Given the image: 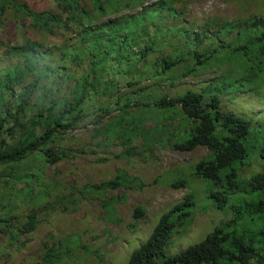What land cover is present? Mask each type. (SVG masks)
I'll return each instance as SVG.
<instances>
[{
	"label": "trees",
	"instance_id": "16d2710c",
	"mask_svg": "<svg viewBox=\"0 0 264 264\" xmlns=\"http://www.w3.org/2000/svg\"><path fill=\"white\" fill-rule=\"evenodd\" d=\"M54 1L58 12L35 11L19 0H0V22L11 5L34 27L51 35H56V28L65 29L75 23L79 42L61 47L63 66L56 75L71 77L67 70L76 62L88 60L90 67L70 91L51 97L52 89H44L37 95L41 81L52 74L40 66L47 56L39 48L43 44L28 39L23 45L9 47L6 54L19 61L0 71V182L3 180L8 186L28 177L27 188L33 194L29 184L38 179L37 175H20L16 170L36 153L46 162L68 157V149L56 150L50 144L59 135L78 128L88 116L94 117V137L103 138L100 145L107 148L110 140L121 139L125 148L119 156L123 158L135 156L139 147L132 143L139 137L144 138V150L153 149L156 143L181 151L205 147L210 153L194 164V175L212 183L210 197L215 206L229 211L232 217L215 226L201 241L173 253L170 248L175 238L194 220L195 197L189 193L160 216L151 235L132 252L126 264H264V170L249 179H242L238 171L250 156L264 160V124L257 128L250 118L222 107V95L233 87L240 89L249 83L258 89L264 85V6L246 18L209 20L208 28H215L213 32L204 29L194 35L184 25L163 27L160 9L99 23L102 16L134 5L135 0H91L96 14L81 0ZM87 42L92 44L86 49ZM168 47L172 50L165 54L163 50ZM162 51L155 61L146 59ZM232 59L240 61L237 66L244 76L236 78L227 70L200 91L189 88L170 96L158 88H139L136 98L116 93L118 78L151 73L173 84L184 76L201 74L213 67L219 69ZM109 101L122 113L106 123L111 112ZM132 106L139 111L133 112ZM152 116L157 119V126L146 128L144 124ZM177 119L179 122L174 125ZM183 132L184 136H180ZM171 184L185 186L187 180L176 179ZM144 186L140 177L119 170L112 179L75 190L81 197H102L107 214H115L117 203L125 196L109 197L110 190H138ZM47 189L45 185L38 194L48 196ZM145 212L144 207L137 206L133 216L137 219ZM38 223L35 211L24 217H0V234L8 233L14 244L22 234L34 231ZM42 258L43 264H58L62 252L46 243Z\"/></svg>",
	"mask_w": 264,
	"mask_h": 264
},
{
	"label": "rangeland",
	"instance_id": "374dc122",
	"mask_svg": "<svg viewBox=\"0 0 264 264\" xmlns=\"http://www.w3.org/2000/svg\"><path fill=\"white\" fill-rule=\"evenodd\" d=\"M135 1L134 5L126 6L115 14L102 16L99 23L118 16H134L148 9H160L164 15L161 18L163 27L184 25L195 35L204 29L213 32L215 28H208L209 20L246 18L256 14L264 6V0ZM19 2L35 11H59L54 0ZM81 3L92 14L97 13L91 0H81ZM55 31L56 35H51L34 27L23 13L15 11L11 5L8 6L0 22V71L19 61L14 55L6 54L9 47L23 45L30 39L43 44V47L39 48L42 52L45 51L47 56L41 60L40 66L52 73L41 81L42 88L37 95H41L44 89H52L51 97H58L70 91L76 80L89 69L90 64L85 60L70 65L67 72L71 77H68V74L63 77L56 75L62 71L60 67L63 66L61 47L64 44L75 46L80 35L75 23H70L65 29L56 28ZM91 44L87 42L86 49ZM171 50L172 48L168 47L163 51L167 54ZM163 51L152 53L146 59L155 61ZM237 61L240 62L235 59L226 60V65L219 69L213 67L201 74L184 76L173 84L165 78L154 77L151 73L135 75L132 79L118 78L116 93H126L136 98L139 88H158L163 94L170 96L189 88L200 91L227 70L236 78L244 76L242 68L237 66ZM130 81L137 84L129 85ZM249 86L250 84L246 83L245 87H233L224 93L222 107L250 118L258 128L264 124V85L258 89ZM108 105L111 112L106 116V123L112 116L122 113L115 103L109 101ZM131 110L139 111L134 106ZM93 118L86 117L78 128L59 135L50 144L56 150L68 149V157L56 162H46L36 153L21 163L16 170L20 175L35 173L38 177L29 184L34 189L33 194L27 188L28 177L21 182L14 180L13 184L8 186L1 180L0 217H24L35 211L39 223L34 231L22 234L14 244L8 233L0 234V264H43L42 256L46 243L54 244L55 248L62 252V259L58 264H126L132 252L151 235L160 216L183 201L189 193L195 197L194 220L190 226L182 228L179 238H175L170 248L173 253L201 241L215 226L232 217L229 211H222L215 206L214 199L210 197L212 183L194 175V164L210 153L207 148L181 151L170 145L161 146L156 143L153 149L144 150V138L139 137L132 143V146L139 147L135 156L123 158L119 156L125 148L121 145L120 138L110 140L107 148L98 143L103 138L94 137ZM178 122L179 119L175 120L174 125ZM144 125L146 128L156 127L157 119L152 116ZM161 136L163 137L161 134L159 139ZM180 136H184V132ZM248 161L239 167L242 179H249L264 170V160L258 156H250ZM119 170H125L132 177H140L145 186L138 190L125 187L110 190L109 197L125 196L122 202L117 203L115 214H107L102 197H81L75 190L76 187L86 184L112 179ZM176 179H186L187 184L174 187L171 183ZM45 185L48 188V196H40L38 193ZM33 195H37L38 200H33ZM66 205L69 208H66ZM137 206L144 207L146 212L135 219L133 214Z\"/></svg>",
	"mask_w": 264,
	"mask_h": 264
}]
</instances>
